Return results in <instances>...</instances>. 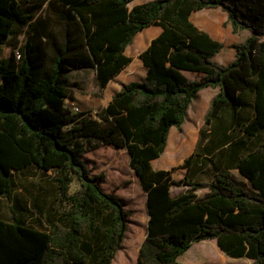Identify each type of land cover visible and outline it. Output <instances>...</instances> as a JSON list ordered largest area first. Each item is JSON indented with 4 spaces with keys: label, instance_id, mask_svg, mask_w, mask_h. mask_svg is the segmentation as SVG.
I'll list each match as a JSON object with an SVG mask.
<instances>
[{
    "label": "trees",
    "instance_id": "16d2710c",
    "mask_svg": "<svg viewBox=\"0 0 264 264\" xmlns=\"http://www.w3.org/2000/svg\"><path fill=\"white\" fill-rule=\"evenodd\" d=\"M133 1L50 0L49 18L41 21L43 46L29 41L20 58L12 53L0 60V197L10 212L0 217V264H112L130 213L101 186L105 174L93 175L84 159L106 145L127 150L147 195L149 221L137 264H182L194 243L208 239H216L229 257L264 264V143L236 158L234 167L247 184L230 170L208 181L175 179L174 171L189 168L199 155L200 142L181 166H153L171 128L182 130L194 98L207 87L221 91L205 127L222 110L236 112L240 93L251 91L254 116L243 130L264 134V0H150L130 9ZM29 2L0 0V46L37 20L38 10L24 6ZM210 8L225 11L235 33L250 32L234 46L236 57L227 65L213 59L224 44L191 19ZM152 25L162 31L140 54L148 68L145 79L123 85L96 116L67 106L72 69H94L106 88L133 61L126 48ZM183 70L202 76L190 79ZM26 170L56 185L44 229L25 223L15 206V175ZM75 181L79 187L72 191ZM173 187L185 189L173 195Z\"/></svg>",
    "mask_w": 264,
    "mask_h": 264
},
{
    "label": "crops",
    "instance_id": "0c3cea01",
    "mask_svg": "<svg viewBox=\"0 0 264 264\" xmlns=\"http://www.w3.org/2000/svg\"><path fill=\"white\" fill-rule=\"evenodd\" d=\"M135 1L141 4V2L146 0ZM217 9L195 11L191 15V19L200 29L208 32L212 38L224 44L223 49L215 54L213 59L227 65L236 57L234 46L243 43L250 34L246 35L243 40H239L238 36L244 33L245 30L235 33L230 22H226L224 18L221 20L223 16L220 17V20H217L216 17L219 14ZM161 31V26L152 25L135 36L132 42L134 45H129L125 51L128 56L133 58V61L109 81L107 85L109 90L118 92L125 84L145 79L148 68L133 53H137L140 56ZM137 67L140 71H138ZM124 71L126 73H123ZM183 73L190 79H199L202 76L201 73L195 71L183 70ZM220 91V87H207L199 91L188 109L187 119L182 126V131H179L176 127L171 128L167 147L163 153L165 157L163 160H160L159 157L153 161L155 169L170 170L173 167L181 166L195 152L200 142L199 155L192 161L190 167L177 169L182 171V178L190 175L198 180L208 181L213 178L215 172L230 170L239 182L242 184L248 183V180L240 174L234 164L238 156L245 155L253 147L264 143V134L248 136L243 130L246 123L254 116V94L251 91L241 92V105L236 112L222 110L220 116L214 118L212 124L205 127V119L210 110L212 100ZM203 127L204 137L201 140ZM229 136L230 139L221 144L222 138ZM35 171L26 170L15 175V178L19 177L21 182L16 179L14 201L18 194L23 193L25 195L22 200L23 211L19 215L24 218L23 221L28 225L44 229L49 226L45 217L53 207L56 185L50 178L39 180L41 178L35 174ZM49 173H53V171H49ZM174 173L173 177L175 178ZM0 199L6 198L0 197Z\"/></svg>",
    "mask_w": 264,
    "mask_h": 264
},
{
    "label": "rangeland",
    "instance_id": "374dc122",
    "mask_svg": "<svg viewBox=\"0 0 264 264\" xmlns=\"http://www.w3.org/2000/svg\"><path fill=\"white\" fill-rule=\"evenodd\" d=\"M48 0L45 4H41L40 0H30L24 4L26 7H35L38 10L37 20L28 25L19 36H12L4 40L0 46V60L9 57L12 53L19 54L20 48L29 41L36 47H42L45 42V35L42 30L41 21L49 18L50 7ZM143 1V0H142ZM146 0L143 2H147ZM141 2V3H143ZM137 1L129 4L131 9ZM212 9V8H210ZM219 14L216 19L224 18L226 22H230L227 13L218 8ZM227 18V19H226ZM250 32L245 30L239 37L243 40ZM134 43L131 45L133 46ZM134 56H140L133 53ZM225 65V64H224ZM138 68V67H137ZM139 69V68H138ZM140 71V69L138 70ZM123 73H126L125 71ZM68 86L71 97L66 99L67 106L72 108V102L79 108L80 112H92L95 116L97 112H101L111 100L116 90L102 88L96 80V72L94 69H72L68 78ZM118 87V86H117ZM179 130V129H178ZM182 131V130H179ZM185 133V131H184ZM95 142V141H94ZM94 143H89V145ZM88 145V146H89ZM165 154L159 159L163 160ZM85 162L91 168L93 175L105 174L104 181L101 186L104 190L118 195L124 202L126 209L130 215L128 217V231L126 233L123 247L119 250L112 264H137L140 247L146 237L149 214L147 211L146 200L147 195L143 191L135 171L130 166V157L125 148H118L111 145L101 146L97 149L90 150L84 155ZM34 170V169H33ZM37 172H35L36 174ZM175 179L182 178V171H175ZM19 177L15 178L17 185ZM237 179V178H236ZM41 184V182H39ZM79 187L77 181L72 184V191ZM185 187H173L172 194L183 191ZM206 190H199V194H203ZM25 195L20 193L15 200V206L19 214L23 211V199ZM9 202L7 199H0V217L9 218ZM141 240V241H140ZM139 242V243H138ZM182 264H251L252 261L247 258H232L227 256L218 246L216 239H208L194 243L193 246L180 258Z\"/></svg>",
    "mask_w": 264,
    "mask_h": 264
},
{
    "label": "built area",
    "instance_id": "2783aa9c",
    "mask_svg": "<svg viewBox=\"0 0 264 264\" xmlns=\"http://www.w3.org/2000/svg\"><path fill=\"white\" fill-rule=\"evenodd\" d=\"M21 54H17V57L20 58ZM72 109L75 111V112H80L79 108L75 105L74 102H72Z\"/></svg>",
    "mask_w": 264,
    "mask_h": 264
}]
</instances>
